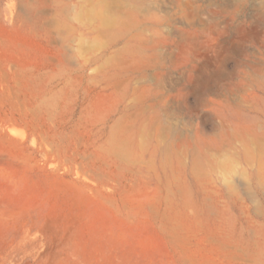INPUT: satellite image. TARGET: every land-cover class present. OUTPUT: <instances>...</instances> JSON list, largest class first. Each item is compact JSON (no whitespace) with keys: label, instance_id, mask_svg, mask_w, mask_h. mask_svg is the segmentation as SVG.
I'll use <instances>...</instances> for the list:
<instances>
[{"label":"rangeland","instance_id":"obj_1","mask_svg":"<svg viewBox=\"0 0 264 264\" xmlns=\"http://www.w3.org/2000/svg\"><path fill=\"white\" fill-rule=\"evenodd\" d=\"M96 1L0 0V264H264V0Z\"/></svg>","mask_w":264,"mask_h":264},{"label":"bare ground","instance_id":"obj_2","mask_svg":"<svg viewBox=\"0 0 264 264\" xmlns=\"http://www.w3.org/2000/svg\"><path fill=\"white\" fill-rule=\"evenodd\" d=\"M97 2V1H96ZM98 4V7L96 6V8H91L89 11H87V18L89 20H98L101 24L103 22H106V12L108 11V8L113 7V4L111 3H107L106 1L103 0H98V2L96 3ZM93 7V6H92ZM93 9V10H92ZM155 25V24H154ZM158 25V24H157ZM101 44V43H100ZM100 47V46H99ZM157 47V46H156ZM97 48V47H96ZM154 48V47H153ZM195 49V48H194ZM199 50V49H197ZM189 54V53H188ZM201 55V54H200ZM190 56V55H189ZM198 56V55H196ZM207 56V55H206ZM199 58V56H198ZM203 58V56H202ZM208 58V57H207ZM192 60V59H191ZM205 60V59H204ZM208 60H210L208 58ZM197 63V62H196ZM199 63V62H198ZM203 63V60H202ZM205 63V62H204ZM207 63V62H206ZM200 64V63H199ZM201 66V65H200ZM199 67V65H198ZM204 67V66H203ZM202 67V68H203ZM160 68V67H159ZM201 68V67H200ZM195 71V70H194ZM197 71V70H196ZM200 76V75H199ZM202 77V76H200ZM195 79V78H194ZM196 80V79H195ZM197 81V80H196ZM203 81V80H202ZM198 82V81H197ZM198 87V86H197ZM197 87L195 89H197ZM200 87V85H199ZM198 87V88H199ZM205 87V86H204ZM162 88V87H161ZM203 87H200V89ZM153 93V92H152ZM161 94V93H160ZM12 96V95H11ZM250 97V96H249ZM47 99V98H46ZM154 99V98H153ZM251 100V99H250ZM145 101V100H144ZM167 101V100H166ZM165 101V102H166ZM207 101V100H206ZM211 101V100H210ZM51 101L49 100V103ZM161 102V101H160ZM205 102V101H204ZM48 103V101H47ZM243 104V103H242ZM156 106V105H155ZM251 106V105H250ZM160 107V106H158ZM249 107V106H248ZM152 108V107H149ZM141 115V114H139ZM138 116V115H137ZM136 116V117H137ZM140 117V116H138ZM124 118V117H123ZM131 120V119H130ZM128 121V120H127ZM126 121V122H127ZM135 121V120H134ZM133 123H129L125 124L121 126L119 133H124L130 130V128L132 127ZM246 127V126H245ZM260 127V126H259ZM262 127V126H261ZM263 128V127H262ZM232 129V128H231ZM139 130V129H138ZM229 130V129H228ZM236 130V129H235ZM261 130V129H260ZM259 130V131H260ZM137 131V130H136ZM257 132V130H256ZM254 130L252 128H246L243 130H236V131H229L228 134L230 136H232L234 139L240 141L241 143V149H242V157H243V161L246 164H255L256 166H258L260 168V165L263 164V162L261 161V156L264 155V135H261V137H254ZM133 133H135V129L133 131ZM225 133V132H224ZM136 134V133H135ZM157 134V133H156ZM262 134V133H261ZM131 136L133 134H130ZM224 135V134H223ZM227 134H225L226 136ZM134 136V135H133ZM224 136V137H225ZM228 138V137H227ZM230 138V137H229ZM141 140V139H140ZM193 140V139H192ZM111 143V148L113 150V152L120 154L122 156H126L129 154V150H130V146L128 144V142H126L125 140L122 139L121 136H116ZM229 141V140H228ZM141 142V141H140ZM137 142V141H131L132 143V147L134 146L135 149H139L141 147V143ZM159 142V141H158ZM192 142V141H191ZM229 143V142H228ZM174 145V144H173ZM203 145V143H202ZM160 146V145H159ZM192 143L189 142H184L182 144H180L179 150L181 154H184L185 152H187L188 150L190 151V149L192 148ZM200 146V143H199ZM210 146V145H209ZM208 145H204V147L202 148V150H200V156H201V161L199 162V165H196L195 171L196 173H199L201 175L204 174H209L214 172L215 167L214 164L212 163L211 159L214 157V153L212 152L211 148ZM131 147V148H132ZM163 147V146H161ZM201 147V146H200ZM240 148V147H239ZM175 149V148H174ZM199 152V151H198ZM137 153V152H136ZM230 153V152H229ZM241 153V152H240ZM234 158L235 154L233 153ZM181 156V155H180ZM231 158H233L231 156ZM199 159V158H197ZM196 159V160H197ZM194 161V160H193ZM198 161V160H197ZM241 162V161H240ZM221 163V161L219 162V164ZM218 164V165H219ZM242 164V163H241ZM227 165V164H226ZM199 168H198V167ZM216 166V165H215ZM236 166V165H235ZM249 166V165H248ZM244 167V166H243ZM96 168V167H95ZM236 168V167H235ZM255 168V166H254ZM78 171L80 172V174L82 175L83 178L89 179V180H96L97 178H99L100 176V170L98 169H94L89 165H86V163H84L83 161L80 162V164L78 165ZM226 169V168H225ZM141 170V169H139ZM247 170V169H246ZM168 171V170H167ZM217 171V170H216ZM251 171V170H250ZM249 172V171H248ZM168 173V172H167ZM219 174H221L219 172ZM249 174V173H248ZM211 175V174H210ZM212 176V175H211ZM249 176V175H248ZM256 178L257 181H261L260 180V175L258 174V172L256 173ZM254 182V181H253ZM207 185V184H206ZM257 186V184H256ZM162 188V187H161ZM187 189V188H186ZM187 191V190H186ZM184 192V191H183ZM163 193V192H162ZM185 194V193H184ZM163 195V194H162ZM177 195V194H176ZM179 201V200H178ZM180 204V203H179ZM186 205V201L183 202V206ZM178 207V206H177ZM218 209V207H217ZM159 215V214H158ZM167 227V226H166ZM262 264V262H261Z\"/></svg>","mask_w":264,"mask_h":264}]
</instances>
